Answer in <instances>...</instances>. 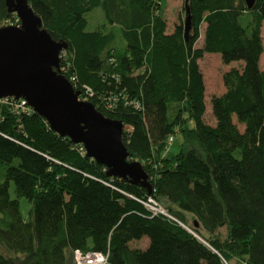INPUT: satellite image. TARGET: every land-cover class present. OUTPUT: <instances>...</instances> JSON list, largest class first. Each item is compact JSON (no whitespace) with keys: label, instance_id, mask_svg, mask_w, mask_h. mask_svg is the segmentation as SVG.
<instances>
[{"label":"trees","instance_id":"16d2710c","mask_svg":"<svg viewBox=\"0 0 264 264\" xmlns=\"http://www.w3.org/2000/svg\"><path fill=\"white\" fill-rule=\"evenodd\" d=\"M28 2L68 45L59 68L79 99L123 123L129 160L147 172L149 188L110 177L32 109L0 104V264H76L75 250L107 254L108 264H264V0L252 8L188 0L187 39L182 16L166 33L162 0ZM95 8L106 21L87 31ZM8 23L20 25L0 0V27ZM206 54L242 63L211 99L215 126L205 122ZM176 134L183 145L167 157ZM148 196L177 221L153 215ZM19 198L30 204L27 218ZM143 238L145 249L130 247Z\"/></svg>","mask_w":264,"mask_h":264},{"label":"water","instance_id":"95a60500","mask_svg":"<svg viewBox=\"0 0 264 264\" xmlns=\"http://www.w3.org/2000/svg\"><path fill=\"white\" fill-rule=\"evenodd\" d=\"M187 1L186 39L191 29ZM245 2L248 8L255 4V0ZM6 4L20 25L0 27V99H24L54 132L83 145L89 157L107 167L110 177L149 188L147 172L139 162L129 160L122 140L123 123L80 100V92L60 72V54L68 45L52 38L28 0H6Z\"/></svg>","mask_w":264,"mask_h":264},{"label":"rangeland","instance_id":"374dc122","mask_svg":"<svg viewBox=\"0 0 264 264\" xmlns=\"http://www.w3.org/2000/svg\"><path fill=\"white\" fill-rule=\"evenodd\" d=\"M184 0H162V11L164 19L169 23V29H171L172 24L175 21L180 22V18L184 19V14L182 11V5ZM87 19V31H93L100 27L105 23V16L101 8H95L93 11L86 14ZM6 25H17L8 23ZM202 39L197 43V47L202 46ZM200 69L202 71L204 82L206 86V114H205V122L210 126H215L216 121L212 115L211 108V99L214 96L221 95L224 91V83H223V75L225 72L229 71L232 68L240 69L242 67L241 62H233L229 65L223 64L221 61L220 54H206L202 59L199 60ZM260 69L264 70V53L262 54L260 60ZM175 105L170 106V116H172V112L174 110ZM190 126H192L190 124ZM241 131H243V126H238ZM183 145V137L181 134L174 135V140L171 144L168 145L166 149V156L172 157L180 152V149ZM10 195L13 199L16 198L15 190L13 184L10 187ZM21 213L24 218L28 217V213L30 210V204L25 198H19ZM162 208L166 211V207H164L161 203H159ZM193 224V217L191 215H187V225L191 226ZM218 237L220 239H225L226 237V229L221 228L218 231ZM148 239L143 238L140 241H132L130 243L131 248L135 249H145L147 247Z\"/></svg>","mask_w":264,"mask_h":264},{"label":"built area","instance_id":"2783aa9c","mask_svg":"<svg viewBox=\"0 0 264 264\" xmlns=\"http://www.w3.org/2000/svg\"><path fill=\"white\" fill-rule=\"evenodd\" d=\"M9 100H13V103H15V109H21L23 111H29L31 109L24 99L15 100L12 98H3L0 99V104H7ZM173 140L174 136H171L168 139V145L171 144ZM143 204L153 215H164L170 219L176 220L171 215H169L167 211L162 208V206L152 196H148ZM74 259L76 264H108L107 254H102L100 252H82L81 250H75Z\"/></svg>","mask_w":264,"mask_h":264},{"label":"crops","instance_id":"0c3cea01","mask_svg":"<svg viewBox=\"0 0 264 264\" xmlns=\"http://www.w3.org/2000/svg\"><path fill=\"white\" fill-rule=\"evenodd\" d=\"M178 23H179L178 21H175L174 24H172L171 29H169V28H168V27H169V23L166 21V24H167V27H166V33H168V34L172 33L173 30H174V28H175V26H176ZM203 30H204V28H202V35H201V39H202V40H203V35H204ZM205 98H206V93H205ZM146 243H147V242H146Z\"/></svg>","mask_w":264,"mask_h":264}]
</instances>
